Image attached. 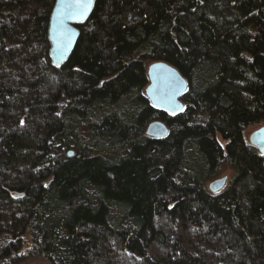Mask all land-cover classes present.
<instances>
[{"label":"trees","instance_id":"1","mask_svg":"<svg viewBox=\"0 0 264 264\" xmlns=\"http://www.w3.org/2000/svg\"><path fill=\"white\" fill-rule=\"evenodd\" d=\"M54 3L0 0V264H264V0H96L59 69ZM156 62L179 114L144 95Z\"/></svg>","mask_w":264,"mask_h":264},{"label":"water","instance_id":"2","mask_svg":"<svg viewBox=\"0 0 264 264\" xmlns=\"http://www.w3.org/2000/svg\"><path fill=\"white\" fill-rule=\"evenodd\" d=\"M95 3L96 0H91L83 16H73L71 19H64L61 23L66 4L64 0H55L48 23L49 58L53 68L59 69L69 60L80 37V28L87 23ZM65 32L70 36V43L67 42ZM147 78L148 85L144 95L150 105L169 115L181 113L183 110L181 99L188 88L181 74L164 62H156L148 67ZM145 135L153 139H163L168 135V128L162 122H153L146 128ZM249 144L261 155L264 153V126L249 136ZM226 182V178L213 181L208 186L209 192L217 194L225 188Z\"/></svg>","mask_w":264,"mask_h":264},{"label":"snow or ice","instance_id":"3","mask_svg":"<svg viewBox=\"0 0 264 264\" xmlns=\"http://www.w3.org/2000/svg\"><path fill=\"white\" fill-rule=\"evenodd\" d=\"M66 7L61 17V23L64 19H71L73 16H83L87 10L91 0H64ZM67 37V42L70 43V36L67 32L64 33ZM71 155V154H70ZM264 155V153H262Z\"/></svg>","mask_w":264,"mask_h":264},{"label":"rangeland","instance_id":"4","mask_svg":"<svg viewBox=\"0 0 264 264\" xmlns=\"http://www.w3.org/2000/svg\"><path fill=\"white\" fill-rule=\"evenodd\" d=\"M262 126H264V125H262V124H260V125H252L249 128H247L244 131V139H245V141L248 143L249 142V136L253 132H255L256 130H258L260 127H262ZM219 141L223 145V142L221 140H219ZM222 178H226L227 179V182H226V186H227L229 184L230 180H231V172L228 171V169L224 168L223 172H221V174L218 177H216V178H214V179H212V180L207 182V184H206L207 189H208L209 184H211L213 181L220 180ZM20 264H48V263H46L42 259H28L26 261H23Z\"/></svg>","mask_w":264,"mask_h":264}]
</instances>
